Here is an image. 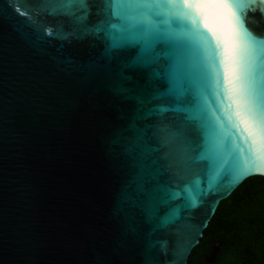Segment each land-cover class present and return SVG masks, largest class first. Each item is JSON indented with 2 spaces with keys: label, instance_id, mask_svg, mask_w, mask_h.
<instances>
[{
  "label": "water",
  "instance_id": "95a60500",
  "mask_svg": "<svg viewBox=\"0 0 264 264\" xmlns=\"http://www.w3.org/2000/svg\"><path fill=\"white\" fill-rule=\"evenodd\" d=\"M193 2L0 0V264H188L264 177V0Z\"/></svg>",
  "mask_w": 264,
  "mask_h": 264
},
{
  "label": "trees",
  "instance_id": "16d2710c",
  "mask_svg": "<svg viewBox=\"0 0 264 264\" xmlns=\"http://www.w3.org/2000/svg\"><path fill=\"white\" fill-rule=\"evenodd\" d=\"M217 245L214 264H264V177L248 179L221 202L188 264H206Z\"/></svg>",
  "mask_w": 264,
  "mask_h": 264
},
{
  "label": "snow or ice",
  "instance_id": "6c2138e0",
  "mask_svg": "<svg viewBox=\"0 0 264 264\" xmlns=\"http://www.w3.org/2000/svg\"><path fill=\"white\" fill-rule=\"evenodd\" d=\"M83 7V5H81ZM188 8L193 9L197 12L199 15V19L201 21H205L207 19V13L200 12L201 8H210L212 7L211 4L202 5L199 2H196L194 0L193 3H190L187 5ZM223 7L232 8V4L226 3L223 5ZM184 5H180L179 7L175 8V11L177 13L183 12ZM86 15V13H85ZM78 19H83V17H80ZM231 19L237 24V26H243L244 21L246 19L245 10H241V14L238 16L236 12H232ZM191 24L194 25L191 30L196 31L199 27L198 22L196 20H192ZM244 31H248L247 28H244ZM49 35H51V32H49ZM251 35V33H249ZM255 41H257L259 44L264 45V37H253ZM113 46H117V42L114 40ZM256 58L259 60L260 65L264 66V48H258L256 52ZM261 71H264V67L261 68ZM170 83L172 84V88L170 89V94H175L176 99L179 100L180 97L183 95L181 91H179L175 85L174 79L170 78ZM251 98H252V105L253 108L256 111V114L258 118L260 119L261 123L264 124V85H257L256 81L254 79L253 86L251 87ZM161 111H168L170 109L167 108H161ZM174 111H180L181 109L179 107L175 109H171ZM262 164H264V157H261L259 160L252 155L251 153L248 154L246 158L241 159V178L244 175H248L251 173L257 172L259 168H261ZM239 180L234 181V183H238ZM178 195V193H173V198Z\"/></svg>",
  "mask_w": 264,
  "mask_h": 264
}]
</instances>
